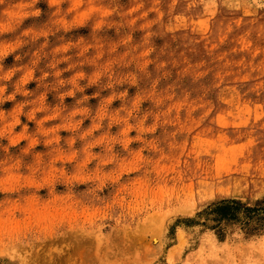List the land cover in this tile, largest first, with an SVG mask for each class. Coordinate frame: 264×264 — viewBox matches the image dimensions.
Listing matches in <instances>:
<instances>
[{"label":"rangeland","instance_id":"374dc122","mask_svg":"<svg viewBox=\"0 0 264 264\" xmlns=\"http://www.w3.org/2000/svg\"><path fill=\"white\" fill-rule=\"evenodd\" d=\"M0 264H264V0H0Z\"/></svg>","mask_w":264,"mask_h":264}]
</instances>
